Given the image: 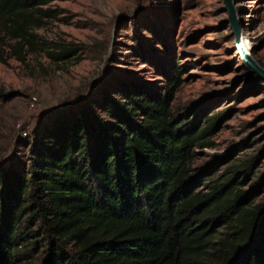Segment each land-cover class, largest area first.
Instances as JSON below:
<instances>
[{
    "label": "trees",
    "instance_id": "16d2710c",
    "mask_svg": "<svg viewBox=\"0 0 264 264\" xmlns=\"http://www.w3.org/2000/svg\"><path fill=\"white\" fill-rule=\"evenodd\" d=\"M54 1L64 0H0L1 64L23 63L44 45L34 30L54 18L44 8ZM176 67L161 92L128 83L55 109L33 131L26 163L0 166V264H32L28 252L39 242V264H264V205L251 206L240 189L255 158L226 162L197 190L193 149L212 145L207 138L229 109L201 117L200 128L198 119L175 118Z\"/></svg>",
    "mask_w": 264,
    "mask_h": 264
},
{
    "label": "rangeland",
    "instance_id": "374dc122",
    "mask_svg": "<svg viewBox=\"0 0 264 264\" xmlns=\"http://www.w3.org/2000/svg\"><path fill=\"white\" fill-rule=\"evenodd\" d=\"M232 1L241 39L264 70V0ZM44 8L54 15L34 30L44 45L23 63L13 57L0 63V166L26 163L33 131H41L55 109L116 95L128 83L161 92L164 76L177 65L170 103L175 118L198 119L200 128L201 117L229 109L207 138L212 145L193 149L197 190L205 188V175H222L226 162L255 158L240 189L251 193V206L264 205V88L238 54L223 0H64ZM8 43L1 45L5 54ZM65 49L73 51L66 60L48 56ZM31 97L37 100L32 113ZM214 230L217 242L225 228ZM42 251L40 242L29 250L32 264L40 263Z\"/></svg>",
    "mask_w": 264,
    "mask_h": 264
},
{
    "label": "water",
    "instance_id": "95a60500",
    "mask_svg": "<svg viewBox=\"0 0 264 264\" xmlns=\"http://www.w3.org/2000/svg\"><path fill=\"white\" fill-rule=\"evenodd\" d=\"M224 11L227 14V21L229 23V27L233 32L236 42L238 44V54L240 53L243 56V59L247 61L248 67L251 72L256 75V77L264 82V70L261 69L258 64L251 58L250 52L247 50L243 40L241 39V29L239 27V23L236 18L235 8L233 6L232 0H223Z\"/></svg>",
    "mask_w": 264,
    "mask_h": 264
},
{
    "label": "built area",
    "instance_id": "2783aa9c",
    "mask_svg": "<svg viewBox=\"0 0 264 264\" xmlns=\"http://www.w3.org/2000/svg\"><path fill=\"white\" fill-rule=\"evenodd\" d=\"M36 106H37L36 98L31 97L27 103V110L32 113L36 110ZM21 131H22L21 136L26 137V132L23 130H21Z\"/></svg>",
    "mask_w": 264,
    "mask_h": 264
},
{
    "label": "bare ground",
    "instance_id": "6f19581e",
    "mask_svg": "<svg viewBox=\"0 0 264 264\" xmlns=\"http://www.w3.org/2000/svg\"><path fill=\"white\" fill-rule=\"evenodd\" d=\"M245 41V40H244ZM247 46V45H246ZM240 54V53H239ZM240 56H241V54H240ZM241 58H243V56H241Z\"/></svg>",
    "mask_w": 264,
    "mask_h": 264
}]
</instances>
